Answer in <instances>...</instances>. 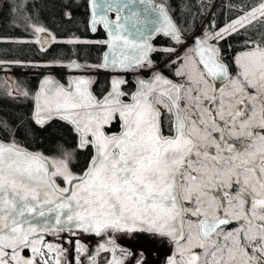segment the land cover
I'll return each instance as SVG.
<instances>
[{"label": "snow or ice", "instance_id": "6c2138e0", "mask_svg": "<svg viewBox=\"0 0 264 264\" xmlns=\"http://www.w3.org/2000/svg\"><path fill=\"white\" fill-rule=\"evenodd\" d=\"M25 5L21 0L12 11ZM134 5L137 0H90L91 30L103 24L109 36L103 43L111 56L105 53L100 67L151 66L150 53L157 49L147 42L146 32L183 43L181 29L164 5L151 11ZM109 12L117 13L115 21L108 19ZM261 17L264 3L197 38L196 61H185L176 73L185 77L183 83L154 71L151 79L138 81L126 103L123 80L113 79L110 90L98 98L91 79H71L65 86L49 77L34 98L30 123L23 118L13 125L0 121V131L9 136L8 142L0 140V264H37V257L40 264H61L64 249L45 244L39 234L73 228L96 235L166 237L179 257H170L168 264H264V46L249 41L232 76L219 48L208 43ZM68 66L81 67L75 62ZM208 77L222 80L223 86L217 88ZM117 117L121 132L106 134L105 126ZM54 119L70 125L76 136L74 147L57 144L59 157L17 143V133L36 136L49 130ZM89 146L94 154L82 173H74L69 164L76 151ZM76 243L78 253L86 251ZM25 248L32 253L28 258L20 255ZM42 248L55 255L49 258ZM111 251L110 264H123L115 247Z\"/></svg>", "mask_w": 264, "mask_h": 264}, {"label": "trees", "instance_id": "16d2710c", "mask_svg": "<svg viewBox=\"0 0 264 264\" xmlns=\"http://www.w3.org/2000/svg\"><path fill=\"white\" fill-rule=\"evenodd\" d=\"M88 0H26L23 9L12 11V5H19L21 0H0V83H9L14 91L11 95L0 89V121L9 125L19 123L23 118L25 123H30L33 106V94L38 79L46 69L53 72L64 70L66 63L77 59L85 66L91 67L95 72L103 70L99 63L104 48V31L98 27L92 34L88 26ZM166 4L168 10L178 24L185 39L191 38L195 33L204 37V28L207 33L233 21L250 9L264 3V0H155ZM66 5H68L66 7ZM65 11L71 12V18L64 15ZM35 27H43L47 32L56 37V42L47 44L37 43ZM157 36L154 42L160 47L152 54V59L163 64L170 59V54L163 51L166 46L173 48L171 38L164 36L163 40ZM87 41V43H67L69 40ZM256 41L264 46V17L253 21L244 28L226 35L219 41L221 57L232 64L236 53L251 47L249 41ZM173 46V47H172ZM4 63H9L13 77L9 80L2 68ZM59 78H63L55 73ZM107 74L99 73L94 84L95 92L102 88L107 89ZM27 93V95H24ZM166 115L163 114V124ZM118 126L116 120L109 129ZM0 137L9 140L6 131L0 132ZM17 143L28 148L39 150L49 157L61 155L57 144L67 148L74 147L76 136L71 126L64 121L54 119L49 130L36 136L25 137L17 133ZM92 154V147L77 150L74 160L69 167L74 173H80L87 165ZM57 181L61 178L56 177ZM23 254L29 250L25 248ZM110 251H100L96 264H106Z\"/></svg>", "mask_w": 264, "mask_h": 264}, {"label": "water", "instance_id": "95a60500", "mask_svg": "<svg viewBox=\"0 0 264 264\" xmlns=\"http://www.w3.org/2000/svg\"><path fill=\"white\" fill-rule=\"evenodd\" d=\"M87 3H88V10H89L88 26H89L90 32L91 33H95L97 31L98 27H101L103 29V31H104L105 41H107L109 39V36H108L107 29H105L103 24H97L96 25V30L95 31L91 30L90 0H88ZM160 5H164L167 8L165 3L156 2L155 0H147V2L145 4H139V0H137V5H134V7L138 6L139 9H147V10L151 11L153 8H158ZM168 12H169V15L172 17L173 21L176 23V21L174 20V18L171 15L169 10H168ZM123 14L126 15L127 14V10H125V12ZM107 17H108L109 20L115 21L116 17H117V13L116 12H109V13H107ZM177 26H178V24H177ZM158 34L164 35L163 33H159V32H146L145 33V37L147 38V42L154 49H155V45H154L153 39ZM50 36H52V35H50L48 32L40 33L39 36H38V39L41 42V44H47L49 42V37ZM201 37L202 36L200 34L195 33L194 35L191 36V39H190L192 50H193V53H194L196 59H197V54L194 51V49L196 48V39L197 38H201ZM181 39L184 40V35L183 34H182ZM208 43L211 44V45H214L217 48H219V50H220V58H221V49H220L219 44L216 43V42L210 41V40L208 41ZM105 53H108L109 56H111L109 45L106 44V43H104V48H103L102 53H101L100 65L104 62ZM152 53H150V58H151V54ZM221 60H222V62L224 64H226L228 66L229 72L231 74V69H230L229 63L226 60L222 59V58H221ZM73 62H75L76 64L81 65V67L80 68L69 67L68 65L72 64ZM5 67L7 68L9 66L5 65ZM201 67L203 68L202 65H201ZM66 68H67L68 74H67V77H66L65 81L60 79L51 70H46V71H44V73H42L40 75V77L38 79V82H37L36 89H35L34 94H33V108H34V98H35L36 94L39 92L40 87L42 85V82L46 78H49V77L53 78L54 80L58 81L61 84H64L65 86H67L68 81L71 80V79H75V78L91 79V80L94 81L92 83V85H91V90L93 91L94 95H96L98 98H102V96L104 94H106L108 90H110L111 81L113 79H120V80L124 81L120 85V90L122 92H124V93H126V91L124 89V86L132 81L133 85H132V89L128 93V97H126L127 93H126L125 96L121 97V99L124 100V102H126V103H131V97L137 91V88H138V81L141 80V79H143V80L151 79L154 71H160L168 79H171L174 82L179 83L178 81H176L175 79H173L172 77H170L166 73H164V71L158 66H155L151 70V73L148 76H144L141 73H139L138 70H139L140 66H134V67L129 68V69H121V68L112 69V68L100 67L103 70L109 71L110 75H109L108 88L102 93V95L99 96L94 90V84H95L96 79L98 78L97 72H95L93 69H91L89 67H86L85 65H83L80 61H78L75 58L72 59L71 61H69V63L67 64ZM209 78H210L212 84H214L217 88L223 86L224 82L222 80L218 79V80L214 81V80H212L211 77H209ZM32 111H33V109H32ZM116 120H118V127L115 128V129H109L111 127V125ZM161 124H162V127L164 128V126H163V112H162V116H161ZM104 131L108 135L119 134L121 132V121H120V119L118 117L113 119V121L109 125L105 126ZM165 134H168V132H166ZM0 140H4L5 142H8V140H5V139H3L1 137H0ZM19 145L21 147L27 149L28 151L43 153V152H41L39 150H34V149H31V148H28L27 146H25L23 144H19ZM43 154L45 156H48L45 153H43ZM93 154H94V149L92 148V154H91L89 160L91 159ZM82 171L80 173H82ZM80 173H76V174H80ZM60 186L63 187L64 185H60ZM39 235L43 237V241H44L45 244H48V243L53 244L55 241H57L59 239H65V240H71V241H75V242L79 241V243H82V244L98 243V244L103 245L104 248H107V249H112L113 247H115V249H125V248L144 249V248H149V250H153V249L162 250L163 249L165 251L170 252V251L174 250V247H175V245L166 237H151L150 238L149 234L142 233V232L128 233V232H111V231H109V232H106V233H104L102 235H96L94 232H84L81 229L73 228L72 232L64 231V232H59V233H55V234L54 233H49V232H41ZM111 241H114V244L111 243Z\"/></svg>", "mask_w": 264, "mask_h": 264}, {"label": "rangeland", "instance_id": "374dc122", "mask_svg": "<svg viewBox=\"0 0 264 264\" xmlns=\"http://www.w3.org/2000/svg\"><path fill=\"white\" fill-rule=\"evenodd\" d=\"M236 19H234V20H236ZM231 22L225 24L224 26L219 27L218 29H214L215 31H212V32H216V31H219V30L223 29L225 26H227ZM203 31H204V34H205V33H207L208 30L205 27ZM39 34L40 33H37V38H38ZM208 35H211V33H209ZM173 48L175 49V52H172V54H170V56H172V58H171L172 60L171 61L176 62V65L172 69L173 73L176 74L178 69L181 68V65L185 61H189V60L196 61V57H195V55L193 53L192 46H191V43H190V38H188L187 40L183 41V43H180V44L176 45ZM249 49L250 48L245 49V50H243L241 52H238L233 57V61H232V65H233V71L232 72L233 73H231L232 76H235L236 71H237V65H236V62H235L236 58L238 56H240L242 53L248 51ZM5 65L10 66L9 63H4V66ZM162 65H164V63ZM200 67H201V65H200ZM177 76L179 78H181V80L183 82L185 81V77L184 76H179V75H177ZM209 82L211 83L210 79H209ZM6 85H7V83H3V82L0 83V89L3 90L4 93H6V92L7 93H12L14 91L13 86H11L10 83H9L8 87L6 88ZM80 244L83 245L84 248L86 249L85 252L78 253L76 251L77 243L75 241L59 239V240H57V241H55L53 243L54 246H59L60 248L64 249L63 255L60 256L61 264H92V258L94 257L95 261H96L97 255L99 254V252L104 250V249H101V250H96L95 251L94 247L92 245L93 243H91V244H82V243H80ZM27 249L29 250V253L27 255L23 254V252H21L20 255L24 256L25 258L30 257L32 255L31 250L29 248H27ZM42 250L48 255L49 258H51L53 255H55L54 253H48L47 248H42ZM147 250L149 252H151L149 250V248H147ZM109 251H110V255H109V258H108L106 264H110V262L112 260V257H113V252L111 251V249H109ZM139 253H140V251H138V250L136 251V249L125 248V249H117L115 251V256L118 259H122L123 260V264H138V261L141 262V264H146V262H145L146 260ZM172 256H176L175 247H174V250L170 251V254L168 255V257L167 258H162L161 260H159L158 264H168L169 258L172 257ZM176 258L179 259L178 256H176ZM37 264H40L39 257H37Z\"/></svg>", "mask_w": 264, "mask_h": 264}, {"label": "flooded vegetation", "instance_id": "af4514ba", "mask_svg": "<svg viewBox=\"0 0 264 264\" xmlns=\"http://www.w3.org/2000/svg\"><path fill=\"white\" fill-rule=\"evenodd\" d=\"M183 34V33H182ZM184 35V34H183ZM157 36H160L159 38L161 39V40H163V38L164 37H167V38H170L169 36H165V35H162V34H158ZM156 36V37H157ZM161 36H164V37H161ZM155 37V38H156ZM155 38L153 39V42H154V40H155ZM173 40V39H172ZM185 40H187V39H185V36H184V40H182V41H185ZM173 42H174V46H176V45H178V43L175 41V40H173ZM154 45H155V49H158L159 47H160V44H156L155 42H154ZM173 47V46H172ZM168 48H170V47H168V46H166L165 47V49H168ZM155 52V51H154ZM153 52V53H154ZM152 53V54H153ZM152 54H151V60L153 61V64L151 65V66H140V68H139V73H141L142 75H144V76H148L150 73H151V70L155 67V66H158V67H160L163 71H164V73H166L168 76H170V77H172L173 79H175L176 81H178L179 83H183V81L181 80V78H179L175 73H173V71H172V69H173V67L176 65V62H173V61H171L172 59V56H171V58L170 59H168V60H166L165 61V63H164V65H162V64H160V63H157L156 61H154L153 59H152ZM222 58V57H221ZM223 59V58H222ZM228 62V61H227ZM229 63V65H230V69H231V73H233L232 71H233V65L230 63V62H228ZM2 71L5 73V76L9 79V80H11L12 79V77H13V73L11 72V67L9 66V67H5V66H3V68H2ZM97 72V71H96ZM54 73H58V75L59 76H61V77H63L62 78V80H66V77H67V74H68V71H67V68H65L64 70H60V71H55ZM99 73H105V74H107V82H108V84H109V75H110V72L109 71H107V70H103V72H101V71H98L97 72V75L99 76ZM209 78V77H208ZM61 79V78H60ZM210 79V78H209ZM97 80V79H96ZM211 81V80H210ZM96 82V81H95ZM212 83V82H211ZM132 85H133V82L131 81V82H129L127 85H125L124 86V89H125V91H126V93H127V96L126 97H128V93H129V91L132 89ZM107 88H108V85H107ZM105 91V89L104 88H102L101 90H100V92H96L99 96L100 95H102V93ZM32 109H33V106H32ZM31 114H32V112H31ZM163 126H164V124H163ZM118 127V126H117ZM164 131H165V133L166 132H168V128H167V126H164ZM0 132H3V131H0ZM79 173V172H78ZM56 182L58 183V184H60V185H64L63 184V181L62 180H56Z\"/></svg>", "mask_w": 264, "mask_h": 264}, {"label": "bare ground", "instance_id": "6f19581e", "mask_svg": "<svg viewBox=\"0 0 264 264\" xmlns=\"http://www.w3.org/2000/svg\"><path fill=\"white\" fill-rule=\"evenodd\" d=\"M94 34V33H92ZM94 247V250H101V244L98 243H93L92 244ZM89 247V246H88ZM129 249H133V248H129ZM117 250V249H116ZM115 250V251H116ZM140 251L139 254H141L143 256V258L146 260V264H158V261L161 260L162 258H167L168 255L170 254V252L165 251V250H160V249H153L150 250L151 252H149L147 250V248L144 249H136V251ZM122 252V251H121ZM138 254V255H139ZM96 255V254H95Z\"/></svg>", "mask_w": 264, "mask_h": 264}]
</instances>
